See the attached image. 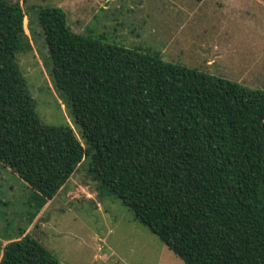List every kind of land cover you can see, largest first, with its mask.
I'll return each instance as SVG.
<instances>
[{
  "label": "trees",
  "instance_id": "1",
  "mask_svg": "<svg viewBox=\"0 0 264 264\" xmlns=\"http://www.w3.org/2000/svg\"><path fill=\"white\" fill-rule=\"evenodd\" d=\"M25 14L0 0V165L32 191L31 222L84 160L101 188L185 264H264V90L78 34L39 12L70 127L44 124L18 56ZM0 264H62L29 236Z\"/></svg>",
  "mask_w": 264,
  "mask_h": 264
},
{
  "label": "rangeland",
  "instance_id": "2",
  "mask_svg": "<svg viewBox=\"0 0 264 264\" xmlns=\"http://www.w3.org/2000/svg\"><path fill=\"white\" fill-rule=\"evenodd\" d=\"M24 14L18 62L44 124L70 127L84 145L67 99L51 76L39 12H67L72 30L165 61L264 90V0H8ZM192 15V16H191ZM213 58V59H212ZM84 160L31 222L32 191L0 165V259L10 240L29 236L62 264H185L101 188Z\"/></svg>",
  "mask_w": 264,
  "mask_h": 264
},
{
  "label": "crops",
  "instance_id": "3",
  "mask_svg": "<svg viewBox=\"0 0 264 264\" xmlns=\"http://www.w3.org/2000/svg\"><path fill=\"white\" fill-rule=\"evenodd\" d=\"M192 16V15H191ZM213 59V58H212Z\"/></svg>",
  "mask_w": 264,
  "mask_h": 264
}]
</instances>
